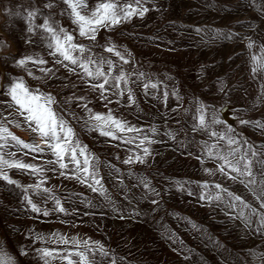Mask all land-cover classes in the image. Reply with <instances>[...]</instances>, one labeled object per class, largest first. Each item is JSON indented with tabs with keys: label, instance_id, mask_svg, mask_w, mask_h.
Instances as JSON below:
<instances>
[{
	"label": "rangeland",
	"instance_id": "obj_1",
	"mask_svg": "<svg viewBox=\"0 0 264 264\" xmlns=\"http://www.w3.org/2000/svg\"><path fill=\"white\" fill-rule=\"evenodd\" d=\"M47 2L0 0V40L5 41L0 47V123L24 142L44 149L35 152L10 139L6 144L0 140L4 144L0 156L37 169L0 166V172L17 182L0 178V226L14 264H44L38 249L74 248L71 243H53V233L69 240H88L93 248L102 246L107 255L97 251L96 264H264V231L258 230L255 216L250 224L240 218V206L230 207L233 201L227 194L234 193L264 212L256 199L259 189L254 194L250 190L254 186L241 183L243 177L234 180L217 171L222 161L209 156L206 147L216 144L212 152L227 155L232 148L243 151L251 145L258 153L248 157L254 161L257 183L264 178V166L256 162L264 160V129L252 123H264V72L251 70V57L262 56L264 46V0H143L149 9L143 17L133 16L102 29L94 42L93 52L115 63L113 75L121 68L128 75V84L119 89L106 85L107 99L92 87L102 81L83 77L79 68L70 71L72 65L57 64L59 57L49 55L40 35L27 32L23 14L31 7H39L45 15L51 12L64 27L74 28L68 16L60 14L65 5L45 9ZM96 2L88 0L89 9ZM129 2L120 0L122 5ZM35 23H42V16ZM29 38L32 43L26 42ZM250 41L254 43L251 49L247 47ZM108 44L115 45L129 62L106 52ZM24 56L47 63L18 67L16 61ZM41 68L52 71L45 74ZM16 78L55 98V112L94 157L91 163L100 184L92 178L81 182L84 175H73L75 166L67 160L65 169L55 162L52 152L10 103L7 92ZM145 84L157 87L145 89ZM127 89L135 103H129ZM201 102L209 127L194 130ZM85 105L92 113L110 109L115 117L142 131L118 132L119 139L103 136L93 128ZM225 105L226 118L220 113ZM214 119L223 123H212ZM229 126L237 144L228 145L210 135L225 133ZM144 136L153 142L140 145ZM129 139L131 143L126 142ZM143 147L150 149L144 163H124L129 157L143 156ZM242 151L229 159H239ZM37 184L40 189L35 188ZM26 196L40 212L32 211ZM57 200L64 212L56 210ZM244 212L247 215L249 209ZM51 264L66 262L56 259Z\"/></svg>",
	"mask_w": 264,
	"mask_h": 264
},
{
	"label": "snow or ice",
	"instance_id": "obj_2",
	"mask_svg": "<svg viewBox=\"0 0 264 264\" xmlns=\"http://www.w3.org/2000/svg\"><path fill=\"white\" fill-rule=\"evenodd\" d=\"M57 3H62L66 7L61 10V15H67L71 20L74 28L69 30L64 27L58 20L54 18V15L49 12L48 14H43L39 7H31L24 10V13L18 12L17 15L23 14V18L27 23V32L40 35L42 41L46 43V47L49 50V55L53 57H59L56 59L57 64H62L65 68H69V65L74 67L69 68L70 71H75L79 68L83 73V77H87L90 80L102 81L97 84H93L94 89H99L101 91L102 98L107 99L104 93L108 91L106 85H112L113 87L119 89L121 85L128 84V75L121 68L117 75H113V69L116 68L115 63L108 58L97 56L93 52L94 42L97 39V34L102 29H108L114 27L120 23L130 20L133 16L143 17L149 9L143 6V0H130L129 3L121 4L120 0H97L95 5L89 9L88 0H49V2L44 4L45 9H52L56 7ZM38 16H42V23H35ZM199 31V30H197ZM77 37L84 38L89 41V44L80 43ZM27 43H32L31 38L26 41ZM5 46V41L0 40V47ZM254 43L249 42L247 47L249 49L253 48ZM105 51L116 56L123 63H128L129 61L125 59L124 53L117 50L116 46L113 44H108L105 46ZM262 56L253 55L252 60V72H264V46L261 47ZM130 55V54H129ZM28 62L34 64H46L42 58L24 56L16 61L18 67H24ZM67 62V63H65ZM107 66V70H105ZM45 74L51 72V69L41 68L40 69ZM32 75L31 72L28 73ZM141 76L143 74H140ZM82 77V78H83ZM37 78V77H34ZM39 79V78H37ZM145 89L148 87L156 88V84H145ZM223 91V87L220 88ZM128 96L127 99L129 103H135L134 96L131 89H127ZM7 95L10 99L11 105H15L20 115L24 116L25 121L28 123L29 128L38 134L41 141L47 148L52 152L53 156L56 158L55 162L59 164L61 169L68 167V163L64 161L67 160L74 164L75 172L82 173L84 179L81 181L87 183L88 178L94 179L95 184H100L99 180H95V172L93 170L92 160L94 157L87 151V145H82L79 140H76L75 133L73 129L68 125L67 121L63 117L59 116L54 108L55 98L50 93L41 92L39 89H30L24 83L22 78H16L11 83L8 88ZM123 95V92H121ZM167 96V92H165ZM79 99H83L80 97ZM110 102V101H109ZM205 108L206 106L201 102L196 108V113L198 114V123L194 125L195 128L206 129L209 127L208 122L205 119ZM85 109L90 113L89 119L93 121V128L98 130L101 135L112 137L113 139H119L117 133H137L139 134L142 129L136 128L135 126H130L127 121L115 117L112 111L109 109L106 113H92L91 109H88L85 105ZM212 123H223L219 119H214ZM241 123H249V121L241 120ZM256 127L264 129V123L259 121L252 122ZM19 126V125H17ZM152 132L156 129L152 128ZM232 129L229 126L225 133H217L215 131L211 132L210 135L213 137H218L221 140H226L228 145L237 144L238 141L231 134ZM8 139L14 141L15 144L22 146L23 148L30 149L35 152H43L44 149L40 145L28 144L15 136L8 127L0 123V140L4 141L6 144ZM145 141L152 143L153 141L149 137L144 136L140 140V145H143ZM131 143V139L126 141ZM246 143V142H245ZM4 144H0L3 147ZM208 155H215L217 159L222 161L218 165L217 171L222 174L228 175L231 179H237L243 177L241 183H245L246 186L251 187L250 190L256 194V188L259 189V194L256 195V199L260 202V209H264V178L260 179L257 183L256 174L253 172V160L249 159V153L251 157H257L258 153L248 145L246 150H241L239 148H232L227 155H220L219 153H213L212 149L216 147V144L207 146ZM143 156L137 155L135 158L129 157L124 163H144L145 157L150 155V149L143 147ZM239 159L234 162L229 159L237 152H241ZM264 166V160L256 161ZM6 165L9 168H20V169H32L37 171L35 166L25 164L20 161H9L0 156V166ZM225 168L229 169V172H225ZM206 172L211 171L205 169ZM264 172V167L261 169ZM231 173H235L232 176ZM61 172V175H64ZM0 178L8 181L10 184L17 183L11 180L8 175L4 172H0ZM205 186H207L205 184ZM144 187L148 188L147 182H144ZM216 188H221L219 184L215 185ZM36 189H40V185L35 186ZM94 191L98 190L93 188ZM102 190V189H100ZM44 192H48V189H43ZM223 191L227 192L226 189ZM229 197H231L233 203L230 207L240 206L239 216L243 218L246 223H251V217L255 216L258 222V230L264 231V212L252 207L246 203L240 196L234 193L228 192ZM202 199L204 197H201ZM220 197H217L219 199ZM25 200L34 212H40L41 209L32 203L29 197H25ZM236 202H239L237 205ZM153 204L156 203L155 200L152 201ZM56 210L59 212H64V208L61 206L60 201H56ZM244 209H249V213L246 215ZM47 211H44V215H47ZM37 239H43L42 236L37 235ZM53 243L68 245L69 243L74 245L72 250H56V249H38L40 259L43 260L44 264H51L52 260L59 259L66 264H96L95 255L99 251L102 255H107L103 251L102 246L97 245L96 248L89 246V241H79L75 237L69 240L59 233H53ZM78 258V259H74ZM0 264H14V257L0 247Z\"/></svg>",
	"mask_w": 264,
	"mask_h": 264
},
{
	"label": "crops",
	"instance_id": "obj_3",
	"mask_svg": "<svg viewBox=\"0 0 264 264\" xmlns=\"http://www.w3.org/2000/svg\"><path fill=\"white\" fill-rule=\"evenodd\" d=\"M1 226H0V247H2L5 251L6 249V234L4 232H1Z\"/></svg>",
	"mask_w": 264,
	"mask_h": 264
},
{
	"label": "water",
	"instance_id": "obj_4",
	"mask_svg": "<svg viewBox=\"0 0 264 264\" xmlns=\"http://www.w3.org/2000/svg\"><path fill=\"white\" fill-rule=\"evenodd\" d=\"M227 109H228V105H225V106H223V107L221 108V110H220V113H221V115H222L224 118L227 117Z\"/></svg>",
	"mask_w": 264,
	"mask_h": 264
}]
</instances>
